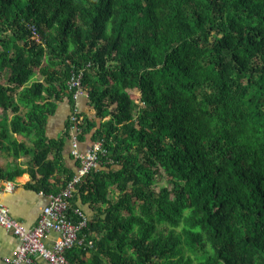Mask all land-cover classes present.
I'll use <instances>...</instances> for the list:
<instances>
[{
    "label": "trees",
    "instance_id": "1",
    "mask_svg": "<svg viewBox=\"0 0 264 264\" xmlns=\"http://www.w3.org/2000/svg\"><path fill=\"white\" fill-rule=\"evenodd\" d=\"M74 129L106 154L71 203L92 240L72 263L264 264V0H0V157L27 166L10 180L60 194Z\"/></svg>",
    "mask_w": 264,
    "mask_h": 264
},
{
    "label": "built area",
    "instance_id": "2",
    "mask_svg": "<svg viewBox=\"0 0 264 264\" xmlns=\"http://www.w3.org/2000/svg\"><path fill=\"white\" fill-rule=\"evenodd\" d=\"M84 72L74 73L69 81L70 91L74 93V100L86 97L83 90ZM80 109L74 108L70 123L75 127L79 123ZM72 156L81 163L78 175L58 195H49V203L43 210L36 227L28 229L22 223L15 220L3 202L6 191H11L10 185L0 187V227L14 234L20 241L12 259H6L7 264H33L34 257H42L50 264H74L68 254L76 247L86 245L83 237L84 230L89 225V219L80 210H72V200L77 193V187L91 171L98 168L100 157L106 154L103 142L92 145L89 151L82 152L81 142L76 130H73ZM51 232L59 234L58 240L49 248L46 239ZM89 242L88 245L92 246Z\"/></svg>",
    "mask_w": 264,
    "mask_h": 264
},
{
    "label": "crops",
    "instance_id": "3",
    "mask_svg": "<svg viewBox=\"0 0 264 264\" xmlns=\"http://www.w3.org/2000/svg\"><path fill=\"white\" fill-rule=\"evenodd\" d=\"M80 111H88L86 97L80 98L76 102ZM71 114V106L68 102L62 104L59 108V113L50 120L48 126V137L51 139H59L64 136L69 116ZM9 125V124H8ZM11 141L26 145L31 148L32 145L23 137L11 135ZM92 147L90 138H86L81 142L80 148L82 152H87ZM72 146L69 143L65 151V157L68 167L78 173L76 166L77 161L71 157ZM24 158H17L12 153H5L0 157V187L10 185L12 190L6 191L3 197V202L9 209L11 216L22 223L26 228L31 229L38 225L40 216L49 203V198L43 193H37L28 188L31 183L29 174L17 177L10 180L9 174L16 172L17 169H25ZM59 234L51 232L46 239V245L51 248L58 240ZM95 236V235H94ZM86 241H92L91 238H85ZM20 245L19 239L12 233L7 232L0 227V264H7L6 259H12ZM72 256L79 258L78 261L82 264H106L103 256L97 251L87 250L84 254L75 250ZM33 264H50L42 257H34Z\"/></svg>",
    "mask_w": 264,
    "mask_h": 264
},
{
    "label": "rangeland",
    "instance_id": "4",
    "mask_svg": "<svg viewBox=\"0 0 264 264\" xmlns=\"http://www.w3.org/2000/svg\"><path fill=\"white\" fill-rule=\"evenodd\" d=\"M132 94H136V93H132ZM24 163H25V161H24ZM168 186H169L168 182L163 181V182H160L156 185V190L159 191L161 188L168 187Z\"/></svg>",
    "mask_w": 264,
    "mask_h": 264
}]
</instances>
